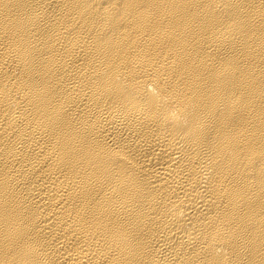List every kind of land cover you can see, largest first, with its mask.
I'll return each instance as SVG.
<instances>
[{"label":"bare ground","instance_id":"6f19581e","mask_svg":"<svg viewBox=\"0 0 264 264\" xmlns=\"http://www.w3.org/2000/svg\"><path fill=\"white\" fill-rule=\"evenodd\" d=\"M0 264H264V0H0Z\"/></svg>","mask_w":264,"mask_h":264}]
</instances>
